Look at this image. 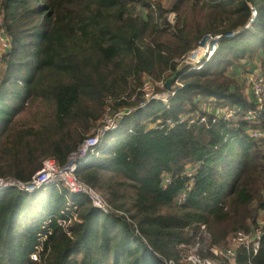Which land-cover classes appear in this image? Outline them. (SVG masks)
Wrapping results in <instances>:
<instances>
[{
	"label": "trees",
	"instance_id": "obj_1",
	"mask_svg": "<svg viewBox=\"0 0 264 264\" xmlns=\"http://www.w3.org/2000/svg\"><path fill=\"white\" fill-rule=\"evenodd\" d=\"M189 5L199 16L193 23L184 16ZM251 7L257 16L250 23ZM0 13L13 40L0 69V137L32 98L53 97L54 120L45 132L51 128L58 137L55 159L61 166L99 123L72 139L77 106L92 120L91 103L104 110L110 102L121 105L117 100L135 93L146 75L167 82L177 74L182 84L167 105L155 101L125 118L103 140L99 155L78 165L77 177L131 222L103 213L89 197L62 185L31 194L0 191V264H166L179 259L177 248L190 245V233L201 226L218 246H228L238 231L257 228L264 211V139L246 131H264V107L229 72L264 53V0H0ZM170 14L177 17L174 25ZM233 32L202 69L179 62L208 34ZM130 80L131 93L116 96L117 85ZM198 98L212 99L234 118L212 123L210 115L208 124L149 127L198 111ZM251 111L254 123L245 120ZM45 143L48 150L46 133ZM26 157L29 165L17 176H0L30 180L46 159L29 152ZM165 176L171 179L166 188ZM73 214L77 221L67 230L58 225ZM48 230L39 261H33L39 236ZM261 235L256 256L238 250L240 264H264V225Z\"/></svg>",
	"mask_w": 264,
	"mask_h": 264
},
{
	"label": "built area",
	"instance_id": "obj_2",
	"mask_svg": "<svg viewBox=\"0 0 264 264\" xmlns=\"http://www.w3.org/2000/svg\"><path fill=\"white\" fill-rule=\"evenodd\" d=\"M167 2L168 0H163ZM163 2V3H164ZM251 20L250 23L257 16V10L251 7ZM145 16L146 11H142ZM175 14H170L168 21L170 24H175L171 21V16ZM247 26V28L250 26ZM236 32L229 34H208L203 37L199 42L198 46L183 56L179 62L181 64H187L192 66L194 70H200L211 60L216 51L219 48V42L223 38H233ZM13 47V40L7 34L4 28V17L0 13V69L2 68V61L6 54L10 52ZM262 62V65L257 68L251 67L252 69L248 71L247 87L249 88V98L253 100L260 107H264V53H260L257 56ZM251 58L246 59L245 64L249 62ZM174 85L172 86V84ZM171 84V90L167 89L166 80H156L151 76H145L142 81L141 87L131 95H123L117 100V103L121 105L116 106L114 103H109L105 107L103 116L98 125L91 130L88 136L81 142L77 149L72 152L65 165H59L54 159H46L43 161L42 167L38 170L30 180L22 181L15 178L1 177L0 176V191L7 189H16L25 193H34L46 186H64L71 194H82L89 197L91 204L94 208L99 209L105 214H116L118 216H125V219L131 222L128 216L121 212L114 210L111 205L101 196V194L88 184L82 182L76 175L78 165L81 161L88 157H94L99 155L98 148L105 140V138L112 132L116 131L121 122L133 115L138 110H145L149 107L152 102H162L167 105L169 100L176 94L177 87H182L179 78ZM199 110L195 112H190L188 114L182 115L177 121L168 119L165 122L158 121L151 124L149 127L154 129H171L178 124H187L188 126L195 124H208L209 116H213L212 123L217 122V120L225 119L230 120L234 118V112L228 110L227 108H220L213 104L212 99L205 101L203 98H198ZM245 120L251 123L257 121V114L255 112H249L245 116ZM247 134L253 139H264V131L260 129H247ZM186 175L192 178V169L188 168ZM171 179L169 176H165L163 179V187H167ZM193 180L191 179V182ZM191 189V184L188 186V190ZM186 192L183 193L179 198V203H183L186 200ZM77 221V215L73 214L71 219H60L58 220V225L67 230L72 222ZM50 222H47V225ZM264 225V211L261 213V219L258 222L257 228L250 233L245 231L236 232L230 239L228 246H218L210 245L209 248L199 250H183L187 245H180L177 250L184 252L182 262L185 264H240L238 257V250L244 248L247 252L252 253L256 256L260 248L261 240V228ZM200 234L203 232L207 233L211 237L209 230L206 226H201L198 230ZM51 234L50 230L48 232L42 233L39 236V246L37 247V252L32 254L31 259L33 261H39V253L43 250V243L47 240L48 235ZM178 250V251H179ZM166 264H178L177 261L169 260Z\"/></svg>",
	"mask_w": 264,
	"mask_h": 264
},
{
	"label": "rangeland",
	"instance_id": "obj_3",
	"mask_svg": "<svg viewBox=\"0 0 264 264\" xmlns=\"http://www.w3.org/2000/svg\"><path fill=\"white\" fill-rule=\"evenodd\" d=\"M151 1L161 2L163 5H167L171 2V0H168L167 2H164L163 0ZM184 16L189 23H193L195 20L199 19L198 13L191 5L184 10ZM174 18L176 20V15L175 17L174 15L171 16L172 22H174ZM251 65L256 66V64ZM241 66L243 68V72L240 82L243 86L246 85L247 87L249 74L247 72L248 65L242 64ZM132 89L133 84L131 83V80L128 85H125V83H119L115 90L116 96L131 93ZM246 94L249 96V88ZM48 99V107L45 108V96L32 98V100L27 103V106L22 107L19 111L17 118L13 120L8 131L0 137V172L2 175L17 176L22 168L28 167L29 164L26 157L27 152H29L32 157L45 155V151L48 148V144L45 143V111L50 112V109L53 108L55 104V99L53 97H48ZM17 101L21 104L23 102L22 98L17 99ZM89 110L93 115L92 120L89 115L84 116V114L80 112L78 106L76 108L78 116L75 117L73 114L70 116L72 118L75 117L77 120L76 125L72 127V139L78 141L83 135L85 136L89 133L90 129L96 122L101 121L104 113V105L100 108L98 104L91 103L89 105ZM91 121L92 123L90 124ZM89 124L90 126L87 127ZM60 137H64V134L61 133ZM190 236L192 238L191 244L187 245L183 250H188V248L192 246L189 250L196 249L201 251L202 249L204 250L212 245L211 237H209L205 232L200 234V232L192 231ZM178 255L179 259L177 260V263L185 264L182 262L184 252L179 250Z\"/></svg>",
	"mask_w": 264,
	"mask_h": 264
},
{
	"label": "crops",
	"instance_id": "obj_4",
	"mask_svg": "<svg viewBox=\"0 0 264 264\" xmlns=\"http://www.w3.org/2000/svg\"><path fill=\"white\" fill-rule=\"evenodd\" d=\"M242 64H245V62L243 61L240 64L234 66L229 72V75L232 78H235L236 80H238L239 82L242 79V72H243V68L241 66ZM251 64H256V66L258 68L259 66L262 65V62L257 57L251 58L250 64H249V62L246 63V65H248L247 72L249 71V69L250 70L252 69L251 67H255V65H251ZM247 91H248V88H247ZM26 106H27V104H26ZM47 107H48V101H45V108H47ZM54 108L55 107L51 108L50 112L45 111V124L46 123H49V124L53 123L52 121L54 120V117L52 115L54 114ZM45 133H46L47 138L49 139V142H50L49 149L45 152V159H47V158L55 159V157L58 155V152H59V147L56 146L58 137L51 128L49 129L48 132H45ZM70 144H72V142ZM62 151L64 152V146H62ZM41 161H42V158L39 159V162H41Z\"/></svg>",
	"mask_w": 264,
	"mask_h": 264
},
{
	"label": "water",
	"instance_id": "obj_5",
	"mask_svg": "<svg viewBox=\"0 0 264 264\" xmlns=\"http://www.w3.org/2000/svg\"><path fill=\"white\" fill-rule=\"evenodd\" d=\"M176 76H177V74H175V76H173L172 78H170L169 80H167L166 85H167V89L168 90H171V84L175 80Z\"/></svg>",
	"mask_w": 264,
	"mask_h": 264
}]
</instances>
